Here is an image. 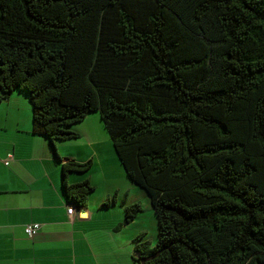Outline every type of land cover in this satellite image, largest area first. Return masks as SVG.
<instances>
[{"label":"trees","instance_id":"trees-1","mask_svg":"<svg viewBox=\"0 0 264 264\" xmlns=\"http://www.w3.org/2000/svg\"><path fill=\"white\" fill-rule=\"evenodd\" d=\"M15 93L76 209L92 162L55 143L98 113L156 216L132 264H264V0H0V103ZM122 207L123 226L143 212Z\"/></svg>","mask_w":264,"mask_h":264},{"label":"crops","instance_id":"crops-1","mask_svg":"<svg viewBox=\"0 0 264 264\" xmlns=\"http://www.w3.org/2000/svg\"><path fill=\"white\" fill-rule=\"evenodd\" d=\"M18 99L13 95L0 103V264H131L132 241L141 233L127 232L134 221L123 226L124 212L118 217L112 213L116 206L123 211V205L135 201L128 204L127 193L109 181L116 176L124 180L125 173L101 121L86 118L77 139L55 143L63 162H92L81 178L94 188L85 211L96 203L100 219L95 223L92 215L81 219L83 214L76 215L79 210L67 205L50 144L31 134L29 112ZM109 184L114 185L107 192ZM97 189L101 198L92 202ZM107 200L112 204L101 209ZM28 224L40 225L32 237L24 233Z\"/></svg>","mask_w":264,"mask_h":264},{"label":"rangeland","instance_id":"rangeland-1","mask_svg":"<svg viewBox=\"0 0 264 264\" xmlns=\"http://www.w3.org/2000/svg\"><path fill=\"white\" fill-rule=\"evenodd\" d=\"M17 94L18 93H15V96H17ZM18 96H19V99L17 101L18 104L22 105V107L24 109H27V112H29L28 121L30 123V121H31V107L28 103V99H26V97H22L20 95H18ZM87 118H89L92 121H95V120L100 121L98 113H93V114L89 115ZM81 124L82 123L75 125L76 127H74V128H77V130H78L79 126ZM109 142H110V146H112L110 140H109ZM107 152H110L109 149L107 150ZM123 178H124V180L121 177L116 176L114 179L109 180V181L115 182L114 184L117 183V189L120 190L121 192L127 193L126 198H128V204H131L132 201H135V203H139L141 205L142 210H143V212L141 214H139L138 217L134 220L132 227L127 228L126 230H127V232H129V231L132 232L133 235H135V234L138 235L139 233H141V234L143 233L144 234L143 239L150 242L152 245H155L157 242V235H158L157 221H156V216H155L153 207L151 205L149 196L147 195V193L144 190H142L138 186L134 185L126 177V175ZM113 185L109 184V187H107V192L109 191V189ZM100 193H101V190L97 189L96 192L92 195V202L99 199ZM117 201H119V199H117ZM114 210H115V212L112 213V217H118L119 215L122 216V214H123L122 209H119V207L116 206ZM100 212L104 213V211H100ZM77 214L78 215L83 214L81 219H86V220L89 219L90 215H92L91 219L94 220L95 223H97L100 219V217L98 216L99 210L96 208V203L89 209L88 212L87 211H85V213L77 212L76 215ZM130 253H131V255L129 257V261L132 264L133 253H132V251ZM126 259H127V256H126Z\"/></svg>","mask_w":264,"mask_h":264},{"label":"built area","instance_id":"built-area-1","mask_svg":"<svg viewBox=\"0 0 264 264\" xmlns=\"http://www.w3.org/2000/svg\"><path fill=\"white\" fill-rule=\"evenodd\" d=\"M74 210L72 207L67 208V214L71 216L73 214ZM40 230V225L39 224H28L24 227V233L28 237H32L35 235L38 231Z\"/></svg>","mask_w":264,"mask_h":264},{"label":"water","instance_id":"water-1","mask_svg":"<svg viewBox=\"0 0 264 264\" xmlns=\"http://www.w3.org/2000/svg\"><path fill=\"white\" fill-rule=\"evenodd\" d=\"M78 210H79V212L85 211L84 209H78Z\"/></svg>","mask_w":264,"mask_h":264}]
</instances>
